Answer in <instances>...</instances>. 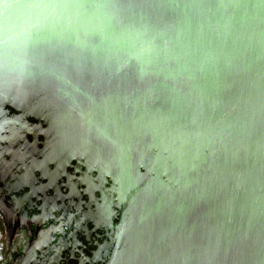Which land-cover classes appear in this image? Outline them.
<instances>
[{
  "label": "water",
  "instance_id": "95a60500",
  "mask_svg": "<svg viewBox=\"0 0 264 264\" xmlns=\"http://www.w3.org/2000/svg\"><path fill=\"white\" fill-rule=\"evenodd\" d=\"M0 216L17 264H264V0H0Z\"/></svg>",
  "mask_w": 264,
  "mask_h": 264
},
{
  "label": "flooded vegetation",
  "instance_id": "af4514ba",
  "mask_svg": "<svg viewBox=\"0 0 264 264\" xmlns=\"http://www.w3.org/2000/svg\"><path fill=\"white\" fill-rule=\"evenodd\" d=\"M32 229L34 230L35 228L33 227ZM5 231L4 223L0 216V264H17L32 238L28 235L27 230L24 229L17 240L10 245L6 238L5 240L3 239L4 234L6 237Z\"/></svg>",
  "mask_w": 264,
  "mask_h": 264
},
{
  "label": "rangeland",
  "instance_id": "374dc122",
  "mask_svg": "<svg viewBox=\"0 0 264 264\" xmlns=\"http://www.w3.org/2000/svg\"><path fill=\"white\" fill-rule=\"evenodd\" d=\"M4 240H5V234H4V238H3ZM6 250V249H5Z\"/></svg>",
  "mask_w": 264,
  "mask_h": 264
}]
</instances>
